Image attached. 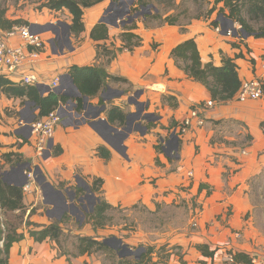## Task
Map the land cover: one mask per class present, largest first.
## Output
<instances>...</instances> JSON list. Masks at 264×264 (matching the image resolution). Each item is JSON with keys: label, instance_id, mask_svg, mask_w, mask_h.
<instances>
[{"label": "crops", "instance_id": "crops-1", "mask_svg": "<svg viewBox=\"0 0 264 264\" xmlns=\"http://www.w3.org/2000/svg\"><path fill=\"white\" fill-rule=\"evenodd\" d=\"M111 1L84 8L85 31L79 36L71 33L72 16L67 9L44 8L42 12L26 10L17 15L7 14L10 19L28 21L33 31L48 43L37 62L25 65L21 72H35L40 78L39 84L51 87L50 83L60 78L62 91L73 93L70 80L64 76L69 74L70 67L101 63L106 64L110 75L125 78L129 83L111 81L97 96H84L80 112L76 98L81 96L67 95L73 103L76 120H63L56 127L53 146L60 145L63 152L54 156L52 147L51 156L45 159L46 151L42 161L38 158L37 137L28 126L38 120V109L31 102L0 94V154L24 156L38 167L39 174L44 176L42 182L36 181L41 188L42 201L50 209L62 211L61 222L68 217L69 207L83 213L89 212V204L93 210L97 195L92 192L95 195L92 197L85 193L84 184L90 185L95 178H102L101 190L113 207L140 206L152 213L162 208L188 211L186 222L166 233L167 237L151 242L153 246L166 242L176 247L170 264H182L180 257L185 264H224L222 260L231 248L252 254L264 241L263 233L256 226L259 222L255 219L257 205L253 198L255 183L264 177V98L240 102L235 96L219 103L213 100L205 85L191 79L179 67L171 53L188 39L196 41L203 64L212 62L221 66L223 57L235 58L242 52L245 57L236 59L241 81L260 79L264 76V38L227 36L224 29L217 30L212 21L218 18L222 26L227 21L235 29L239 24L217 16L216 12L210 19H189L181 25L157 23L147 27L145 19L140 18L136 20L135 33L142 38V44L133 51L118 52L108 62L104 55L97 57L98 45L105 44L109 49L122 47L124 26L109 25L107 40L94 41L90 35L102 17L116 13L108 11ZM122 5H125L124 0L118 5L119 10ZM61 12L65 13L64 17H58ZM233 42L239 47H234ZM19 80L20 75L11 81L20 83ZM136 93H140L138 97ZM209 100L215 104L208 107ZM111 105L120 106L129 116L125 126L112 125L117 131L103 122L107 121ZM102 107L105 109L101 111ZM194 107L199 108L204 124L197 125L194 121L185 134H180L179 125ZM89 108L95 114L89 115ZM145 115H149V119L142 120ZM25 130H28L26 135ZM127 133L125 138L123 135ZM173 134L179 144L177 152L171 156L166 150L169 141L174 139ZM159 141L163 142L164 153L157 151ZM100 146L111 151L109 160L99 156ZM15 161L7 164L12 165L11 168L24 164ZM22 173L20 170L9 175H18L22 181ZM75 183L78 189L73 187ZM27 185L25 191L31 192L28 195L25 192L24 202L30 214L40 197L33 191L34 182ZM81 185L84 188L79 187ZM201 185L204 188L200 189ZM194 220L196 224L192 226ZM34 223L49 225L52 222L47 214L46 218L39 216ZM145 239L148 242V238ZM203 244L211 250L219 248L213 259L197 250V245ZM179 251L181 254L177 253ZM65 259L63 263L72 264L67 257ZM74 264H86V258L80 256Z\"/></svg>", "mask_w": 264, "mask_h": 264}, {"label": "trees", "instance_id": "trees-1", "mask_svg": "<svg viewBox=\"0 0 264 264\" xmlns=\"http://www.w3.org/2000/svg\"><path fill=\"white\" fill-rule=\"evenodd\" d=\"M104 0H48L44 5L50 10L61 11L67 9L72 16L71 33L79 36L85 31L84 23V8L92 7ZM117 1V0H113ZM193 4L197 6V14L192 15L190 21L199 19H210L216 12L217 16L229 19L241 26L243 33L249 37L264 38V0H193ZM220 4H222L220 6ZM6 0H0V32L11 30L15 25H29V22L24 19H10L7 16ZM150 5L157 8V12L148 14L145 17V24L151 26V22L159 21V25H181L183 13L187 14L189 9L184 8L182 12L171 13L166 15L170 9H180L185 5L184 0H135L131 6L132 11L141 10ZM207 5V9L204 8ZM212 25L218 27L220 20L218 18L212 21ZM138 28L136 21L131 24H126L121 33L122 47L118 49H109L105 44L98 45L97 57L102 55L108 57V62L115 58L118 52L128 50L133 51L136 47L142 44V38L135 33ZM111 27L106 23L96 24L91 31V38L94 41H103L109 39ZM234 47H239V44L233 42ZM179 67L193 80L198 81L206 86L211 92L213 100L217 102H226L233 99L241 85L242 81L238 73V65L236 59L245 57L242 52H238L235 58L223 57L222 65L216 66L212 62L203 64L201 55L194 39H188L177 45L171 53ZM253 61V60H252ZM69 75L73 83L81 93V97L77 99V111L83 109V97L97 96L103 89L110 85L111 81L129 83L127 79L110 75L107 71L105 63L99 65H73L69 69ZM0 94L5 95L9 99H20L22 102H31L38 109V120L50 115L57 110L60 105L69 102L70 97L65 94H58L53 91L47 95H42L36 86L15 83L4 75H0ZM102 103V100L100 102ZM107 120L111 125L125 126L128 120V114L118 105H111L107 110ZM177 126L178 124H174ZM264 127V123L262 124ZM159 153H164L163 142L159 141L156 146ZM53 155L58 156L63 152L60 145L53 146ZM99 156L109 160L111 151L100 146L98 148ZM15 153L4 154L6 163H11ZM18 156V155H17ZM172 160V158H169ZM23 160L18 158L15 162L19 163ZM157 164H161L157 158ZM64 183H62L63 185ZM90 184V183H89ZM103 185L102 178H95L91 183L90 191L97 195L93 210L88 215L89 222L95 231L107 226L109 221V212L117 209L113 207L105 199L101 190ZM204 185L200 186V189ZM82 190V189H81ZM24 186L10 183L3 179L0 175V264H9L11 249L14 244L24 240V232H21L23 224V216L26 214L27 205L24 202ZM36 209H32L28 219L24 222L27 226H34L39 229H29V234L37 242H43L47 239L53 240L61 250L59 256H66L67 260L74 264L80 256H90L95 252H106L111 254L116 264H169L175 246L170 248L164 245L159 249L156 246H143L139 250L140 254L134 256L127 253L119 256L120 249L126 246L123 242L117 248L112 247L108 242L101 241L96 237L77 236L75 240L74 250H63L61 237L63 229L60 226L61 221L55 220L49 225H39L31 222L29 217L35 213ZM17 215L16 222L9 219L4 220V216L8 214ZM158 250L166 252L164 258L158 254ZM197 250L206 257H215L219 248L211 250L208 245H197ZM227 253L232 255L234 264H254L255 255L243 252L234 251L233 248L228 249ZM156 257H158L156 259ZM182 264H185L180 257ZM230 264V263H229Z\"/></svg>", "mask_w": 264, "mask_h": 264}, {"label": "rangeland", "instance_id": "rangeland-1", "mask_svg": "<svg viewBox=\"0 0 264 264\" xmlns=\"http://www.w3.org/2000/svg\"><path fill=\"white\" fill-rule=\"evenodd\" d=\"M180 1L181 0H179V2ZM47 2L48 0H6L5 6L7 8V14L17 15L21 12H25L26 10L42 12L44 8H47L44 6ZM117 2H120V0H117ZM184 3V7L182 5V7L178 10L170 9L171 13L176 14L182 12L184 8L189 9V12L187 14L183 13L181 23L185 20H189L191 16L197 14L198 11L197 6L193 4V0H184ZM124 4L125 5H122V9L120 6V11L122 13H125V10H131V5H133V3H131V0H124ZM204 8L207 9V5H204ZM137 11L131 10V13L133 14ZM60 14L61 15H59L58 17H64L65 15L64 12H61ZM126 17L127 13H125V18ZM158 22L159 21L156 20L152 21L151 26L157 24ZM223 25L224 27L230 26L229 22H224ZM113 84H116V82H113ZM123 86L124 85H122V87ZM73 93L78 96V92L76 90H73ZM88 107L89 106H87V108ZM89 110H91V112H89V115L95 114L92 108H89ZM75 120L76 116H74V118H72L70 121ZM23 132L24 135H26L28 130H25ZM17 155L18 154L13 157V160H17L18 158H20L23 160L22 162H24V164L30 162L28 158ZM38 158L42 161V155H39ZM11 166L12 165H9L5 162L4 157L0 154L1 172L8 170L10 171ZM32 166L34 167L36 165ZM24 169L28 172V164L24 165ZM22 174L24 175V180L22 181L20 180L18 175L17 177L14 175H7L5 176V179L9 182H18L23 185L29 182H34V186L36 188L33 191L38 196V198L40 197V200H38V203L33 206L35 207L34 209H37V211L35 212L33 217H30V220L32 222H37L39 216L46 218L47 214H49V216L51 217V222L59 220L63 216L62 211L54 210V208L50 209V207L46 206L43 203L41 197L42 194L40 192L41 188L37 183L38 181L36 182L33 176L32 178H30L29 174H27V177L25 172H23ZM40 181L42 182L43 179L41 178ZM73 187L78 189V183H75ZM79 187L84 188L82 185ZM25 192L28 195L31 191ZM85 193L89 194L87 191ZM253 194L255 204L257 205L255 219L259 222V225L256 226L264 235V177L255 183V193ZM57 202L60 203V201ZM87 209L89 212L79 213L72 207L68 208V210L70 211V213L68 212V217H65L64 221L60 223L63 229V235L61 237L63 250L72 252L74 250L73 245L75 244V240L78 235L96 237L101 241L105 240L115 248L118 247L117 240H119L121 237L122 242L124 244L127 243L128 245L126 244V246L130 248V252L134 256H136L140 254L139 248L141 245L150 246L152 245V241H156L158 238L162 239L164 237H167L166 233L174 230L178 225H182L184 222H186V218L188 216L187 210H181L184 208H181L179 210L173 208H162L155 213H152L144 207L140 206L133 207L131 209L117 208L109 212L108 215L110 219L107 222V226L99 229L98 231H95L93 229L92 223L89 222L88 217V215L91 213L90 209H92V207L88 204ZM17 215H20V213L5 215L3 219H9L12 222H16ZM28 215L29 211H27V213L23 216V224L20 226V231L24 232L25 238L23 241L13 245L11 249L9 264H67L63 263L64 261H66V256H59L61 250H59L58 245L53 240L47 239L43 242H37L33 237L30 236L29 229L39 228H35L34 226H27L26 224H24V222L28 219ZM193 224H196L195 220L192 222V226ZM145 237L148 238V242L146 241V239L144 240ZM157 245L160 246L157 247ZM157 245L154 246L159 249L167 244L166 242H161ZM170 247L171 246L168 245V247L166 248ZM256 249L257 251L252 252V255L256 256L254 264H264V241L263 243L259 244V247ZM127 253H129L128 248L123 247L122 249H120L119 256L126 255ZM165 253L166 252L164 251L158 250V254L163 258ZM177 253L181 254V251ZM84 258H86V264H116L111 254H108L106 252L103 253L101 251L95 252L90 256H84ZM223 263L226 264L225 261H223Z\"/></svg>", "mask_w": 264, "mask_h": 264}, {"label": "built area", "instance_id": "built-area-1", "mask_svg": "<svg viewBox=\"0 0 264 264\" xmlns=\"http://www.w3.org/2000/svg\"><path fill=\"white\" fill-rule=\"evenodd\" d=\"M240 28V26H239ZM217 30H221L219 27ZM235 34L233 28L226 30L227 36ZM47 41L29 25H15L11 30L0 32V75L12 80L20 75V83L36 86L40 78L31 71L22 74L23 67L27 64H34L41 57ZM50 86L52 89L60 86V78L54 79ZM264 98V76L260 79L246 80L237 93V99L240 102L248 100H258ZM214 101H207L208 107L213 106ZM73 103L68 102L59 106L57 110L43 119L35 120L28 124L32 135L36 136V147L39 155H44L47 151L50 139H53L56 127L63 121H70L75 116ZM199 108L190 110L189 115L182 121L178 127L180 134H185L196 121L197 125H203L204 120L200 118ZM24 124V122H21ZM26 125V124H24ZM32 174L29 177L32 178ZM24 190H28V185H24ZM226 264H234L232 255L226 253L224 260Z\"/></svg>", "mask_w": 264, "mask_h": 264}, {"label": "water", "instance_id": "water-1", "mask_svg": "<svg viewBox=\"0 0 264 264\" xmlns=\"http://www.w3.org/2000/svg\"><path fill=\"white\" fill-rule=\"evenodd\" d=\"M134 1L135 0H131V3H133ZM121 4H123V0H120V2H117V1H113L112 0L111 1V5H110V8L108 9V11L109 10H115L116 13L115 14H112V15H107V16L102 17L101 20H100V23H106V24H108L110 26H114V27H120V26L123 27L126 24L133 23L134 21L138 20L139 18H144L145 19L146 15L152 14L153 12H157L158 11L157 8L154 5H150V6L146 7V8H142L140 11H137V12H135L133 14L131 13V10L128 9V11H127V17L125 18L124 17V14L117 7L118 5H121ZM231 22H233V21H231ZM244 36L245 37H248V35L245 34V33H244ZM64 76L67 77L70 80L71 86L73 87L74 90H76L78 92V95L82 96L81 93L78 91L77 87L75 86V84L73 83V80L71 79V76L68 73L65 74ZM36 87L38 88V90L40 91L41 94H43L45 91H53V92L58 93V94L61 93V94H66V95L73 94L71 92L62 91V88L61 87L52 89L51 87L45 86L43 84H38V85H36ZM139 94L140 93H136V97H138ZM85 97L87 98V96H85ZM134 102L136 103V101H134ZM104 109H105V107H102L101 111L104 110ZM101 111H99L98 115L101 114ZM149 117H150L149 115L148 116L145 115V116H142L141 118H142V120H146V119H149ZM103 122L106 123L111 128V130L117 131L116 128H114L112 125H109L110 123L108 122V120L107 121L104 120ZM123 130H127V127H123ZM123 136L126 138L128 136V133L126 135H123ZM123 136L121 137L122 140H123ZM172 136H174V139H172V141H169V143H168V149L166 150L167 154H169V155H173L174 152H177L178 144H179L178 137L175 134H173ZM53 144H54L53 139H50L49 144H48V148H47V154H46V156H44L45 159H47L48 157L51 156V149L53 147ZM26 164H28V166H29L28 172H27V170L24 169V165H26ZM26 164H20V165H18L16 167H12V169L10 171H4V172H1V168H0V175L3 176V179L5 181H7L5 179V176L9 175V173L12 174L14 171H20L21 170L22 172H25L26 173V176L27 177H28L27 174H30L31 173L33 175L35 181L41 182L40 179L41 178L44 179V177H42L41 174H38V173H40V172H38L39 171L38 170V167L37 166L33 167L30 162H28ZM7 182H9V181H7ZM16 184H19V185L24 186L23 184L18 183V182H16ZM46 186L47 185H45V188H46ZM84 187L88 191V193H89L88 195H91L92 197L95 196L90 191V187H89V185L87 183L84 184ZM117 242H118V246H121L122 245V240L119 239V240H117ZM124 247L128 248L129 255L132 254L130 252V248L129 247H127V246H124Z\"/></svg>", "mask_w": 264, "mask_h": 264}, {"label": "clouds", "instance_id": "clouds-1", "mask_svg": "<svg viewBox=\"0 0 264 264\" xmlns=\"http://www.w3.org/2000/svg\"><path fill=\"white\" fill-rule=\"evenodd\" d=\"M226 19V18H225ZM228 20V19H227ZM135 22V21H134ZM225 22V21H224ZM227 22V21H226ZM240 26V25H239ZM221 30H223L224 29V32H225V34H226V30L230 27V28H233L234 29V31H235V34L234 35H232V36H230V37H234V36H241V32H242V30H241V26H240V28H237V29H235L234 27H232V26H229V27H224V26H222L221 24L218 26ZM218 27H216V28H218ZM223 28V29H222ZM243 35H244V33H243ZM243 82V81H242ZM237 96V95H236ZM194 108H196V107H194Z\"/></svg>", "mask_w": 264, "mask_h": 264}]
</instances>
